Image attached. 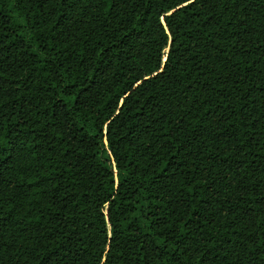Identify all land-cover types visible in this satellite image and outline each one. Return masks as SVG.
<instances>
[{
    "label": "trees",
    "instance_id": "16d2710c",
    "mask_svg": "<svg viewBox=\"0 0 264 264\" xmlns=\"http://www.w3.org/2000/svg\"><path fill=\"white\" fill-rule=\"evenodd\" d=\"M0 264H264V0H0Z\"/></svg>",
    "mask_w": 264,
    "mask_h": 264
}]
</instances>
